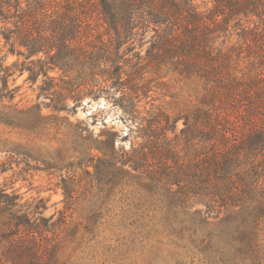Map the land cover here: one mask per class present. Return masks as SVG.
Here are the masks:
<instances>
[{
  "label": "trees",
  "instance_id": "16d2710c",
  "mask_svg": "<svg viewBox=\"0 0 264 264\" xmlns=\"http://www.w3.org/2000/svg\"><path fill=\"white\" fill-rule=\"evenodd\" d=\"M2 41L1 122L18 117L8 82L19 60L5 63L17 54L55 109L107 94L129 100L137 124L129 149L115 131L90 140L79 127L83 174L63 179L58 215L0 183V264H139L128 259L147 248L144 264H264V0H0ZM149 72L186 82L187 102L138 122ZM106 225L118 243L96 258L88 244Z\"/></svg>",
  "mask_w": 264,
  "mask_h": 264
},
{
  "label": "rangeland",
  "instance_id": "374dc122",
  "mask_svg": "<svg viewBox=\"0 0 264 264\" xmlns=\"http://www.w3.org/2000/svg\"><path fill=\"white\" fill-rule=\"evenodd\" d=\"M194 2L201 10L213 5V0ZM152 33L148 32L145 40H149ZM148 44L145 43L144 47ZM24 60L23 56L17 54H9L5 60L9 65L18 61L17 66H13L17 71L8 82L12 111L18 117L14 124L0 121V161L6 167V171L0 172V183L9 191L18 193L24 203L34 205L40 198H44V202L40 204H47L45 214L58 215L59 210L65 208L63 179L72 180L73 177L83 174L79 160L83 155L82 144L85 140L79 136V127L87 128L82 135L89 136L90 140L98 139L103 130L115 131L118 134L117 148L129 149L132 137L127 134L137 123H132V116L129 118L124 111L130 105L129 100H119L124 102L121 107L107 94L97 99H93L91 95L85 96L75 111L55 109L50 96L45 97L42 93L44 75L41 74L37 81H31L28 79L29 71L23 73L19 71ZM50 74L59 76L61 71L56 69ZM154 77L155 75L149 72L146 76L151 79L149 82H136L138 87L146 91L144 93L141 90L140 96L136 99L138 111L134 115L138 122H143L142 119L149 117L151 112L163 111L174 114L179 102H187L186 82L170 75L162 79ZM2 84L0 81V87ZM183 126L184 121L181 119L178 122V129ZM99 152V149L94 148L89 154ZM89 169L93 171L94 167L91 165ZM86 177L90 179L89 176ZM83 211V206L77 208V214ZM101 229L102 232L88 244L92 246L90 250L96 252V258H102L105 247L112 249L118 243L115 241L118 233L115 234L114 228L110 230L106 225ZM154 244L157 250L158 248L161 250L162 256L168 254L165 241L154 240ZM80 249L82 248H77V253H80ZM147 249L134 253L128 260L133 262L137 260L139 264L143 261L144 264L148 255Z\"/></svg>",
  "mask_w": 264,
  "mask_h": 264
}]
</instances>
